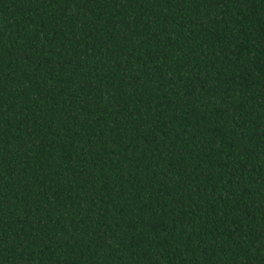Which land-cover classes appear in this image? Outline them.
I'll list each match as a JSON object with an SVG mask.
<instances>
[{
    "label": "trees",
    "instance_id": "16d2710c",
    "mask_svg": "<svg viewBox=\"0 0 264 264\" xmlns=\"http://www.w3.org/2000/svg\"><path fill=\"white\" fill-rule=\"evenodd\" d=\"M0 264H264V0H0Z\"/></svg>",
    "mask_w": 264,
    "mask_h": 264
}]
</instances>
